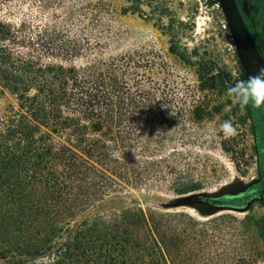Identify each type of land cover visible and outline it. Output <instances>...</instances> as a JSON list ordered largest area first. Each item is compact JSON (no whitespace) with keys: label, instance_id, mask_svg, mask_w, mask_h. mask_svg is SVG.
Returning a JSON list of instances; mask_svg holds the SVG:
<instances>
[{"label":"trees","instance_id":"obj_1","mask_svg":"<svg viewBox=\"0 0 264 264\" xmlns=\"http://www.w3.org/2000/svg\"><path fill=\"white\" fill-rule=\"evenodd\" d=\"M74 15L52 14L42 25L0 18V264H155L168 248L143 213H87L144 182L170 112L160 78L168 66L154 51L99 58V39L75 28ZM169 36L168 53L194 68L201 92L223 86L227 75H212ZM82 58L89 61L73 65ZM207 108L192 114L201 120Z\"/></svg>","mask_w":264,"mask_h":264},{"label":"rangeland","instance_id":"obj_2","mask_svg":"<svg viewBox=\"0 0 264 264\" xmlns=\"http://www.w3.org/2000/svg\"><path fill=\"white\" fill-rule=\"evenodd\" d=\"M30 0H28L29 3ZM32 4L0 1V18L17 24L31 17L36 25L52 14L74 11L75 28L83 29L105 59L133 51H154L168 66L172 102L160 142L151 144L145 159L147 174L141 184L111 193L88 215L140 211L159 241L168 248L155 264H264L262 209L221 212L203 199L237 194L257 174L252 129L246 108L226 94L241 77L231 36L215 0H31ZM61 3V8L56 4ZM41 5L47 6L41 9ZM127 7V13L122 9ZM164 14L162 11H164ZM46 19V20H44ZM176 20L182 22L177 24ZM172 22V26L169 24ZM169 30L199 60L224 78L223 86L201 92L193 67L168 53ZM98 37V38H97ZM88 60L77 59L75 66ZM223 74V75H222ZM242 78V77H241ZM243 79V78H242ZM204 105L208 114L197 120L192 110ZM231 120L236 134L226 137L220 128ZM193 191L179 194L185 187ZM196 199V200H195ZM231 210V209H230ZM151 260H149L150 262Z\"/></svg>","mask_w":264,"mask_h":264},{"label":"flooded vegetation","instance_id":"obj_3","mask_svg":"<svg viewBox=\"0 0 264 264\" xmlns=\"http://www.w3.org/2000/svg\"><path fill=\"white\" fill-rule=\"evenodd\" d=\"M215 1L218 3L225 19L220 1ZM233 3L249 38L264 63V0H233ZM227 29L230 34L228 26ZM232 43L241 77L245 79L233 39ZM246 110L248 111L252 129L257 174L253 181L239 193L225 194L216 199H203V201L227 206L231 210L247 209V212L253 211L255 206H259L262 209V214L258 224L264 228V107L254 108L249 105Z\"/></svg>","mask_w":264,"mask_h":264},{"label":"water","instance_id":"obj_4","mask_svg":"<svg viewBox=\"0 0 264 264\" xmlns=\"http://www.w3.org/2000/svg\"><path fill=\"white\" fill-rule=\"evenodd\" d=\"M222 11L224 13L227 26L234 42L235 50L242 66L244 78L249 75L256 74L261 68H264V63L259 57L249 35L247 34L239 15L234 6L233 0H219ZM196 200V199H195ZM217 209H231L223 205H216L208 201H204Z\"/></svg>","mask_w":264,"mask_h":264},{"label":"clouds","instance_id":"obj_5","mask_svg":"<svg viewBox=\"0 0 264 264\" xmlns=\"http://www.w3.org/2000/svg\"><path fill=\"white\" fill-rule=\"evenodd\" d=\"M226 94L237 101L241 109L249 105L254 108L264 107V68L256 74L249 75L247 79L235 78L227 86ZM220 128L226 137L234 136L237 131L231 120H225Z\"/></svg>","mask_w":264,"mask_h":264},{"label":"bare ground","instance_id":"obj_6","mask_svg":"<svg viewBox=\"0 0 264 264\" xmlns=\"http://www.w3.org/2000/svg\"><path fill=\"white\" fill-rule=\"evenodd\" d=\"M219 211L221 212H227V211H230V212H235V213H239L241 211H238V210H230V209H220Z\"/></svg>","mask_w":264,"mask_h":264}]
</instances>
